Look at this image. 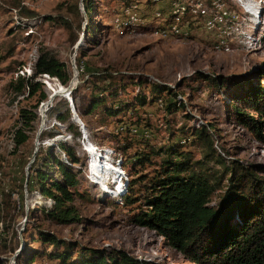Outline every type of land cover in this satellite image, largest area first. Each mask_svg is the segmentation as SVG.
Wrapping results in <instances>:
<instances>
[{
    "label": "rangeland",
    "instance_id": "rangeland-1",
    "mask_svg": "<svg viewBox=\"0 0 264 264\" xmlns=\"http://www.w3.org/2000/svg\"><path fill=\"white\" fill-rule=\"evenodd\" d=\"M18 1L37 15L35 20L18 19L16 10H10L17 7ZM127 1L96 0L89 22L82 0H0V210L5 201L10 205L5 218L0 213V260L6 264H16V256L14 262L11 259L23 241L30 248L47 249L38 242L37 229L83 247L123 250L138 260L193 264L153 231L131 224V209L123 207L121 199L129 175L134 171L147 174L154 169L151 165L132 168L131 157L147 150V142L155 147L167 145L170 134L173 141L179 140L182 127L188 130L210 125L214 147L228 161L264 166V146L235 124L230 110L232 105L239 106L235 85L256 81L264 70V0H206L210 16L219 13L222 19L214 29H209L214 27V19L197 13L198 0H189L187 13L174 11L173 6L183 4V0H135L130 7H124ZM76 5L80 18L72 10ZM155 11L162 20L154 21ZM122 16L126 22L119 25ZM88 28L91 31L87 32ZM220 36L228 39L221 44ZM41 51L50 52L69 67L68 85L74 88L70 98L85 126L86 139L72 122L66 99L54 97L46 105L47 98L35 109L38 94L15 96L8 90L17 75L32 74ZM95 74H109L113 80H98ZM203 75L222 78L223 83L216 86L200 78ZM140 80L170 87L183 106L172 114L166 113L161 101L150 102V87L138 88ZM259 81L264 85V77ZM35 82L41 83L48 95L50 88L57 91L62 87L48 75L38 76ZM97 87L107 89L106 106L116 101L118 116L105 118L103 104L88 114ZM116 90L118 94L111 98L108 93ZM139 95L146 98L143 106H137V99H132ZM160 97L163 102H173L166 93ZM125 103L131 106L129 112L121 110L128 106ZM65 104L69 118L62 123L56 117L64 115ZM21 109L36 113L38 119L30 124L34 130L24 131L28 140L16 147L12 134L19 126ZM141 119H146L148 126L141 127L138 134L120 131L127 123ZM69 125L77 127L79 138L73 136ZM42 126L36 153L42 148L45 154L51 146L65 142L79 157L74 166L75 171L81 169L74 200L81 217L78 224L65 227L44 220L39 209L49 208L52 202L34 188H26L36 135ZM139 135L148 141L140 140L144 138ZM124 146L128 148L122 149ZM53 149L67 158L56 147ZM34 264L56 263L43 258Z\"/></svg>",
    "mask_w": 264,
    "mask_h": 264
},
{
    "label": "trees",
    "instance_id": "trees-1",
    "mask_svg": "<svg viewBox=\"0 0 264 264\" xmlns=\"http://www.w3.org/2000/svg\"><path fill=\"white\" fill-rule=\"evenodd\" d=\"M95 1L82 0L89 22L95 11ZM135 2L128 0L124 7H130ZM10 10H16L19 20L30 21L37 17L21 1H18L16 8ZM72 10L80 18L77 5ZM88 31H91L90 28ZM70 72L69 67L50 52L41 51L32 68V74L28 77L17 75L8 84V90L15 96L33 97L38 94L34 106L36 109L48 98V94L35 79L40 75H48L56 78L63 87H67L71 80ZM94 76L108 83L113 80L109 74ZM260 77H264V70L256 81L248 80L235 85L238 93L234 94L239 106L232 105L230 110L235 124L244 129L255 142L264 146V85L259 81ZM200 78L204 81L211 80L216 86L223 83L222 78L211 79L206 75ZM141 85L150 87L153 96L150 102L161 101L162 109L166 113L172 114L183 106L176 92L170 87L140 80L137 85L139 89ZM106 90L96 88L98 93L92 95L88 114L93 113L101 104L105 118L120 114L116 101H111L106 106ZM118 92H109L108 95L112 98ZM161 93H166L173 102H163ZM135 98L138 101L137 106L145 105L146 98L143 95L132 97L133 100ZM125 104L128 106L121 110L129 112L131 106ZM56 118L62 123L69 118L66 104L64 115L59 114ZM37 119L36 113L20 110L17 122L19 126L17 125L12 134L16 147L28 140L24 131L34 130L30 124ZM145 120L127 123L120 131L138 134L141 127L147 128ZM68 128H73V136L79 138L77 127L69 125ZM178 132L181 136L179 140L173 141V135L170 134V143L167 145L155 147L147 142V150L131 157L132 168L146 165L154 168L151 173L134 171L129 175L126 192L121 199L123 207L131 209V224L153 231L167 246L193 264H264V166L228 161L215 149L210 125L188 130L182 127ZM47 135L54 136L50 132ZM140 138L148 141L143 136ZM51 147L45 154L39 148L28 169L26 188H34L42 198L52 202L49 208L39 209L44 220L65 227L78 224L81 217L74 200L81 183L78 176L81 169L75 171L74 166L79 163V157L65 142ZM53 147L67 158L63 159L52 152ZM124 147V150L128 148ZM8 205V201L1 205L2 219L8 214ZM29 220L30 216L27 218L25 232ZM36 235L40 245L51 250L30 248L23 241V247L15 258L16 264H34L36 260L43 258L56 264H157L138 260L123 250L107 251L83 247L74 241L59 239L49 231L37 229ZM0 264H6V261L0 260Z\"/></svg>",
    "mask_w": 264,
    "mask_h": 264
},
{
    "label": "water",
    "instance_id": "water-1",
    "mask_svg": "<svg viewBox=\"0 0 264 264\" xmlns=\"http://www.w3.org/2000/svg\"><path fill=\"white\" fill-rule=\"evenodd\" d=\"M49 90L51 91V94L48 95V101H47L46 105L50 104L54 97H61V98L66 99L67 103L69 104V109H70V112L72 115V122L76 123L77 126H79V128H80V130L84 136V139H86L87 132H86L85 126L81 122L79 116L77 115L75 106L73 104V100H72V98H70V95H71L72 91L74 90V88H71L70 85H68L67 87H63L62 90L60 89V90L54 91L52 88H50ZM42 106H43V104H42ZM41 130H42V128H40L38 130V133L36 135L35 150L33 152L32 161H33L34 156L37 152V146L39 145L37 140H38V137H39ZM26 180H27V177H26ZM22 247H23V242H21V246H20L19 250L14 254V257L19 253V251L22 249ZM14 257H12V259H11L12 261H13Z\"/></svg>",
    "mask_w": 264,
    "mask_h": 264
},
{
    "label": "built area",
    "instance_id": "built-area-1",
    "mask_svg": "<svg viewBox=\"0 0 264 264\" xmlns=\"http://www.w3.org/2000/svg\"><path fill=\"white\" fill-rule=\"evenodd\" d=\"M174 7V11L175 10H183L185 11V13L189 12V0H183V4L181 5H178V6H173ZM198 14H208V19H214V27L213 28H209V29H214L216 24L218 23H221L222 19H221V16H218L219 13L215 15H213V17L210 16L209 14V4H206V0H198V11H197ZM122 19L119 18V25L121 23H124L126 22V17H121ZM163 18H157L156 17V11H155V20L154 21H157V20H162ZM217 26H220V25H217ZM233 26H229L227 28H232ZM172 36H179V35H172ZM221 37V44L222 42L225 40V39H228L226 36L223 37V36H220Z\"/></svg>",
    "mask_w": 264,
    "mask_h": 264
},
{
    "label": "bare ground",
    "instance_id": "bare-ground-1",
    "mask_svg": "<svg viewBox=\"0 0 264 264\" xmlns=\"http://www.w3.org/2000/svg\"><path fill=\"white\" fill-rule=\"evenodd\" d=\"M215 27H216V26H215ZM212 28H213V27H212ZM172 35H173V34H172ZM70 87H71V85H70ZM71 88H72V87H71ZM60 89L62 90V89H63V86L60 87V88L57 89V90H60ZM47 105H48V104H47ZM81 122H82V121H81ZM41 128H43V126H42ZM86 136H87V134H86ZM98 166H99L98 168L100 169L101 166H100V165H98ZM102 166H103V165H102ZM108 167H109V166H107V168H108ZM109 169H110V167H109ZM111 171H113V169H111ZM14 258H15V257H14ZM14 258H13V261H12V262H14Z\"/></svg>",
    "mask_w": 264,
    "mask_h": 264
}]
</instances>
